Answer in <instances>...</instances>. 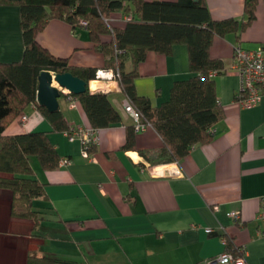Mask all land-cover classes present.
<instances>
[{
  "label": "crops",
  "instance_id": "1",
  "mask_svg": "<svg viewBox=\"0 0 264 264\" xmlns=\"http://www.w3.org/2000/svg\"><path fill=\"white\" fill-rule=\"evenodd\" d=\"M203 1L212 18L237 21L235 30L214 34L209 45L210 56L223 62V72L214 75L222 116L211 139L164 163L157 161L161 137L150 125L123 147L127 126L133 123L123 108L125 95L117 79H92L89 91L107 93L121 122L97 129V144L88 158L77 139L69 140L62 130L49 132L69 162L43 169L30 156L32 175L45 186L44 194L31 201L36 222L11 215V191L0 188V264H27L29 256L33 261L44 254L61 264H233L213 260L225 248L223 237L240 253L244 247L242 264H264V220L256 217L264 195V98L252 107L239 106L238 75L232 67L236 43L249 49L264 43V0H255L251 19L246 0ZM125 15L113 10L109 19L121 25ZM37 39L70 65L99 69L105 62L87 27L63 18L49 19ZM22 53L19 5L1 1L0 61L19 60ZM136 72L137 94L160 104L175 80L192 74L187 45L176 42L167 53L148 50ZM58 102L66 122L89 125L79 100L70 106L61 94ZM37 104L28 103L4 133L49 129ZM173 163L181 175H153L146 167ZM229 211L239 217L231 218Z\"/></svg>",
  "mask_w": 264,
  "mask_h": 264
},
{
  "label": "trees",
  "instance_id": "2",
  "mask_svg": "<svg viewBox=\"0 0 264 264\" xmlns=\"http://www.w3.org/2000/svg\"><path fill=\"white\" fill-rule=\"evenodd\" d=\"M1 1L18 3L23 40V53L19 60L0 61V188L11 191V215L36 222L37 211L31 201L44 194L45 186L32 175L30 156H35L43 169L57 166L62 157L49 132H66L71 125L59 109L49 111L37 104L50 123L49 129L4 133L6 125L19 116L28 103L36 102L40 70L68 71L86 81V89L72 95L81 102L88 126L98 129L121 122V115L108 94L88 89V83L95 79L98 68L70 65L66 57L52 54L37 39V33L51 18H63L77 25H81V19L86 20L93 47L105 57L101 68L116 73L124 98L138 112L140 121L153 127L161 137L162 145L157 150L159 163L177 161L194 144L211 139L212 127L221 118L222 110L216 97L214 75L209 73L223 72V62L210 56L209 45L214 34L235 30L236 19L212 18L203 0H132L131 4L119 0ZM254 5L255 0L245 1L248 19L253 16ZM113 10H121L130 18L117 25L109 19ZM176 42L187 45L192 74L175 80L168 98L152 105L149 98L135 91L133 78L137 64L148 50L167 53ZM127 129L123 147L130 145L136 132L133 123ZM226 250L234 255L240 254L229 241ZM31 257L27 264L62 262L46 254L33 261Z\"/></svg>",
  "mask_w": 264,
  "mask_h": 264
},
{
  "label": "built area",
  "instance_id": "3",
  "mask_svg": "<svg viewBox=\"0 0 264 264\" xmlns=\"http://www.w3.org/2000/svg\"><path fill=\"white\" fill-rule=\"evenodd\" d=\"M130 15H125L124 19H129ZM86 20L81 19L80 24L86 26ZM232 67L235 69L238 75V87L235 94V100L241 107H252L259 103L264 98V43L256 48L249 49L242 47L239 43L233 46L232 52ZM210 75H215V71H210ZM103 79H116V73L111 69L99 68L96 71L95 81ZM88 86L91 87V81ZM59 87V85H57ZM60 88V87H59ZM67 96L70 106H73L77 101V97L72 95L64 88H60ZM123 108L133 119L134 129L136 131L143 130L148 125L140 121L138 112L131 106L129 101L123 99ZM25 114L20 116L21 121L25 119ZM68 139H77L81 145V154L84 157H90V148L97 144V129L88 125H70L69 130L65 132ZM69 159L62 157L61 164H66ZM148 171L153 175L159 176H178L181 175V169L177 163L170 165H150L147 164ZM229 216L233 219L239 217L237 211H229ZM256 217L264 220V195L260 198V207L256 213ZM211 231V229H208ZM260 234L264 236V230L260 231ZM224 250L214 257V261L221 263H233L242 264L244 262V247L241 248V253L234 255L232 252L226 250L227 241L223 237Z\"/></svg>",
  "mask_w": 264,
  "mask_h": 264
},
{
  "label": "water",
  "instance_id": "4",
  "mask_svg": "<svg viewBox=\"0 0 264 264\" xmlns=\"http://www.w3.org/2000/svg\"><path fill=\"white\" fill-rule=\"evenodd\" d=\"M57 85L72 94H79L86 89V81L71 72L40 70L37 75L36 101L49 111L58 110V98L65 94Z\"/></svg>",
  "mask_w": 264,
  "mask_h": 264
},
{
  "label": "rangeland",
  "instance_id": "5",
  "mask_svg": "<svg viewBox=\"0 0 264 264\" xmlns=\"http://www.w3.org/2000/svg\"><path fill=\"white\" fill-rule=\"evenodd\" d=\"M33 161H36V159H35V158H33Z\"/></svg>",
  "mask_w": 264,
  "mask_h": 264
}]
</instances>
